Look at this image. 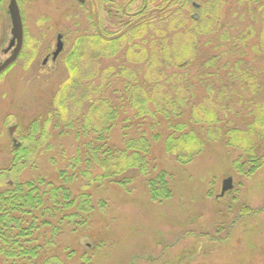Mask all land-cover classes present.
I'll list each match as a JSON object with an SVG mask.
<instances>
[{
	"label": "trees",
	"instance_id": "trees-1",
	"mask_svg": "<svg viewBox=\"0 0 264 264\" xmlns=\"http://www.w3.org/2000/svg\"><path fill=\"white\" fill-rule=\"evenodd\" d=\"M235 3L245 7L249 23L240 26L246 20L236 10V25L223 21L226 0H104L107 25L88 16L94 32L77 38L65 56L68 76L51 107L27 126L10 164L0 169V264H66L50 253L88 228L95 210L89 188L127 187L145 177L153 201L171 196L168 174L150 177L148 158L152 142L163 137L155 134L162 123L166 151L183 165L218 143L240 153L233 168L241 176L264 166V0ZM201 37H217L221 53L199 54ZM247 50L261 63L243 59ZM108 60L118 62L110 66ZM93 62L106 65L87 71ZM192 73L202 87L199 95L193 93ZM220 74L227 79L217 91L206 77ZM126 109L134 114L123 121L122 146L111 145ZM53 136L77 141L75 155L63 158V166L54 157L45 161L59 166L55 180L40 166L55 148ZM26 169L37 173L17 179ZM66 250L69 257L76 254ZM90 261L84 255L80 264Z\"/></svg>",
	"mask_w": 264,
	"mask_h": 264
},
{
	"label": "rangeland",
	"instance_id": "rangeland-1",
	"mask_svg": "<svg viewBox=\"0 0 264 264\" xmlns=\"http://www.w3.org/2000/svg\"><path fill=\"white\" fill-rule=\"evenodd\" d=\"M10 1L0 3V63L10 57L5 53L12 39L8 14ZM235 1L226 0L221 8L222 20L228 22L229 19L236 25L239 20L233 15L236 10L237 16L242 15L246 20L240 26L249 23L245 7H236ZM17 2L24 45L17 60L0 75V169L10 164L12 152L21 145V135L27 133V126L51 107L60 84L68 76L65 56L77 38L87 30L94 32L88 16L103 25L108 22L104 0ZM227 8H232L229 13H226ZM255 27L259 30L260 22L255 21ZM59 36H62L64 50L53 62L52 54L56 51ZM203 52L221 53L217 37L199 39V54ZM246 52L243 59L261 63V57H254L250 50ZM48 57L50 59L44 65ZM107 63L110 66L116 64L112 60ZM105 65L93 62L85 69L96 73ZM189 78L193 93L201 94L199 79L194 73ZM226 79V74H220L219 78L216 75L206 77L217 91L221 90L219 87ZM132 111H122L111 132V145L122 146L123 121L127 118L131 121ZM137 121L138 125L150 122L149 119ZM142 127L150 136L149 127ZM160 127L167 128L165 123ZM160 127L155 134L160 133L163 137L156 144L152 142L148 158L152 168L150 177L155 178L162 172L168 174L171 196L167 195L169 197L162 202L153 201L145 177L137 178L127 187L109 185L97 191L89 188L87 192L92 195L95 210L90 215L88 228L64 238L63 245H60L62 250L55 248L50 254H58L66 264H80L84 255L90 258V264H264V166L249 177L241 176L233 168L240 153L218 143H209L193 162L183 165L167 153L163 142L166 132ZM10 128H15L13 135ZM128 133L129 137L134 135L132 130ZM49 142L55 144V148L40 160V166L45 168L51 180H55L59 166L45 161L54 157L63 166V158L68 160L75 155L77 141L75 137L56 140L53 136ZM62 150L67 153L65 157ZM36 173L26 169L17 179L27 180ZM230 178L233 187L222 197L224 182ZM99 201L106 204L98 206ZM165 238L170 240L167 246L162 243ZM152 239L158 240L143 248L144 242L150 243ZM160 243L163 247H156ZM67 248L76 254L69 257ZM148 248L151 253L145 252ZM136 256L143 260H137ZM147 257H152L153 261L146 263Z\"/></svg>",
	"mask_w": 264,
	"mask_h": 264
},
{
	"label": "water",
	"instance_id": "water-1",
	"mask_svg": "<svg viewBox=\"0 0 264 264\" xmlns=\"http://www.w3.org/2000/svg\"><path fill=\"white\" fill-rule=\"evenodd\" d=\"M80 1L82 2V0ZM8 13L10 15V19L12 23V32H11L12 40L7 51L11 50L13 47H15V49L12 56L8 60H6L2 65H0V73L4 72L10 65H12L17 60L21 52V49L23 47V41H24L22 17L16 0H12L10 2V5L8 7ZM195 19L197 20L198 16H195ZM63 50H64V44L62 41V36H59L56 46V51L53 53V61L57 60V58L63 52ZM47 61L48 58L44 61L43 64L45 65ZM14 130L15 128H10L9 132L11 135H13ZM232 187H233V183L231 179L225 181L222 195L225 194L227 189H232Z\"/></svg>",
	"mask_w": 264,
	"mask_h": 264
},
{
	"label": "flooded vegetation",
	"instance_id": "flooded-vegetation-1",
	"mask_svg": "<svg viewBox=\"0 0 264 264\" xmlns=\"http://www.w3.org/2000/svg\"><path fill=\"white\" fill-rule=\"evenodd\" d=\"M12 52H13V51H11V52H9V53H7V54H10V56H11ZM0 64H1V63H0ZM208 222H209V221H208ZM208 222H207V223H208ZM156 240H158V239H152V241H151L150 243L144 242V246H143V248H146V247H148V246H151V245H152V242L155 243ZM165 240H166L167 242H166ZM165 240H164V242H162V243H163L165 246H167V245L169 244V241H170V240H169L168 238H165ZM219 241L221 242V238L219 239ZM163 244L160 243V245H158V246H156V247H163ZM165 249H166V247L163 248L162 252H164ZM220 249H221V248H220ZM151 250L153 251V249H151ZM145 252H147V253H151V252H149V248L146 249ZM145 254H146V253H145ZM220 255H221V252H220ZM140 256H141V255H140ZM140 256H136V259L138 260V258H139V260H143V258L140 257ZM143 256H144V255H143ZM150 256H151V254H150ZM146 259H147L146 263H151V261H153V258H152V257H147Z\"/></svg>",
	"mask_w": 264,
	"mask_h": 264
}]
</instances>
